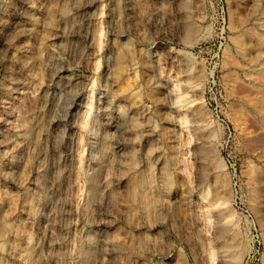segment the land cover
<instances>
[{
	"label": "rangeland",
	"instance_id": "rangeland-1",
	"mask_svg": "<svg viewBox=\"0 0 264 264\" xmlns=\"http://www.w3.org/2000/svg\"><path fill=\"white\" fill-rule=\"evenodd\" d=\"M0 264H264V0H0Z\"/></svg>",
	"mask_w": 264,
	"mask_h": 264
}]
</instances>
